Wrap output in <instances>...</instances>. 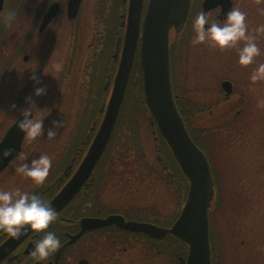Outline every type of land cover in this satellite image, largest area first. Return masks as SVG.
<instances>
[{
	"label": "rangeland",
	"instance_id": "rangeland-1",
	"mask_svg": "<svg viewBox=\"0 0 264 264\" xmlns=\"http://www.w3.org/2000/svg\"><path fill=\"white\" fill-rule=\"evenodd\" d=\"M87 1L84 2L87 3ZM236 1L234 7L238 6L248 13L249 30L258 36L257 42L261 47V55L256 58L255 63L240 66L237 63L238 55L235 48L219 49L210 42L194 45L192 43L195 35L193 20L196 14L202 10L200 4L194 14L195 16L192 18L190 27L184 28L182 33L177 36L178 38L173 40L182 42V46L178 50L179 60L176 64V80H178L182 89L189 86L190 90L194 92L193 98L195 99L199 98L197 94L202 86V82H200L202 76L211 73L210 77L213 80L231 77L234 81L241 82L240 79L246 80L248 78L257 63H264V33L254 31L259 25L264 24V0ZM209 14L212 18L215 16L214 12ZM114 15H111L110 19L116 20ZM92 33L93 31L91 32L88 29L80 32L76 70L71 72L70 65L66 62V56L70 49L67 44L70 38L66 30L62 31L59 46L47 62L48 64H46L38 80L39 85L46 88V93L39 97H33L41 110H50L44 118V133L35 140L25 138V148L18 164L23 162L22 158L30 161L39 154L47 153L53 157L52 168H57L60 171L70 163L72 158L76 159L77 165L86 151L87 145L83 146V143L89 133V128L94 122H96V128L98 127L103 116V113H99L100 103L108 101L112 87L111 85L107 91H104L103 86L108 80L107 75L98 77L95 71V76L90 77L85 68L86 65L90 67L91 64L87 60L91 56L88 44ZM3 34L2 39H5V36L9 38L6 26H4ZM188 42L189 48L186 47ZM4 44L0 42V49L6 47ZM36 44H38V41ZM107 48L108 53L105 50V58L109 56L108 54L113 53L114 43L110 45L109 49ZM25 53L20 55L14 72L10 76H6L0 85L1 90L4 89L2 95H0V120L3 121L2 124L9 125L15 117L20 116V110L26 106L24 100L14 109L8 110V103L11 104V101L16 99H13L15 92L22 85L25 72L28 70V66L22 62ZM205 58H208L207 62H205ZM56 63L62 64V70L56 71L54 69L53 65ZM96 64V67H100L98 72H101L100 70L107 66V73L113 69L112 67L110 69L111 65L105 61ZM207 65L211 66V71L205 69ZM241 68L243 69V75H241ZM21 69L23 70L19 71ZM174 78L173 82L175 83ZM61 82L62 85H60ZM137 83L138 81L135 80L131 84L128 97L143 96L142 87L139 88L140 85ZM36 86L38 85L36 84ZM32 93L33 91L29 96ZM180 97L183 98V95ZM125 99L126 94L122 106ZM131 105L132 103L129 102L125 109L129 111ZM224 112L227 113L226 118L229 115L236 114L237 109L234 108L233 99L222 103L217 115L222 116ZM248 112L246 111L243 116V122H238V125L231 129L215 127L214 119L216 117L209 118L207 115L202 116L204 118L203 122L196 121L194 125L198 128L201 141L206 147L208 145L206 149L211 156L213 178L215 185H217L216 193L220 192L217 183L219 178L222 180L223 185L221 198L224 199V202L219 204L220 197L218 196L212 209L213 212H215V209L219 210L215 220L218 224L220 222L219 227L222 226L219 235L217 234V228L215 232L211 230L213 232L211 236L214 240V247L211 246V261L214 249L215 264H264V110L254 111V117L252 116L254 123L251 121L252 117L249 116L251 113L248 114ZM45 114L35 113L36 116ZM132 115V117L122 122V126L118 127L119 133L113 138L110 146L108 145L109 149L101 159V165L116 172H119V168H142L141 170H135V172L142 171L143 173H151V175L156 170L161 173L162 169H165L164 167H174L163 145L158 141L155 126L152 120L149 119V114L147 112L138 114V109L134 107ZM56 120L62 121L63 126L56 129L57 137L49 140L47 139V131L53 127L52 122ZM196 120H199L198 117H196ZM221 121L224 120L221 119L217 124ZM82 146L83 150L76 158ZM18 164L15 165L16 168ZM123 173L126 174L122 178L125 182V185H122L123 187L117 182L115 185L106 184L103 189L100 188V198L103 199L102 204L105 207L111 209L125 205L127 208L136 210L142 208L143 211L153 210L155 213L168 214L169 216L173 214L176 204H179L180 208L182 207L184 200L181 199L183 193L181 189L184 191L185 182L183 183V181L177 179L176 181H167L166 178L160 177L161 174L158 176L159 179L155 180L153 175L149 179L144 176L135 179L133 173L127 171ZM10 176H14L16 179L19 178L20 185L17 188L21 190H27L24 189L21 183L25 178L29 179L31 190L37 185L32 182L31 178L18 173L16 169L8 175V178ZM127 178L130 179L129 182H127ZM127 184L129 186H126ZM11 186L12 188L0 187V189H15L14 185ZM26 187H28V184ZM210 219L211 217H209ZM173 247L175 254H179L178 250H184V245L177 241L173 243Z\"/></svg>",
	"mask_w": 264,
	"mask_h": 264
},
{
	"label": "flooded vegetation",
	"instance_id": "flooded-vegetation-1",
	"mask_svg": "<svg viewBox=\"0 0 264 264\" xmlns=\"http://www.w3.org/2000/svg\"><path fill=\"white\" fill-rule=\"evenodd\" d=\"M84 1L85 0H79L77 11L74 16L70 15V0L4 1V7L0 13V29L2 30V32H0V42L5 43L4 45H6V47H1L0 49V85L3 83L6 76H10L14 72L20 55L25 52V55L22 57V62L24 65L28 66V70H26L23 78V83L13 97V99H16L11 101V104L8 103V110L14 109L13 106L16 107L21 104L25 98L34 91L36 80H39L43 69L46 64H48L47 62L50 60L52 54L56 52L60 43L62 31L64 30L67 31V35L70 38L67 44L70 49L66 56V62L69 63L71 72L76 70L80 32L88 29L91 30V32L93 31L91 40L88 44L91 50L89 53L91 56L89 57L90 59L88 58L87 60V62H91V64L90 67L86 65L85 68L89 72L90 77L95 76V71L98 77L107 75L108 80L103 86L104 91H107L112 85L113 82L111 81L114 79L122 54L124 36L128 23L130 0H88L87 3ZM203 1L204 0L200 1L201 8ZM235 2L237 1L232 0V7L235 6ZM147 4L148 0H143L142 19ZM52 5H54L55 13L49 21L45 23L46 25L42 27L46 14ZM8 9H15L17 13L15 20L11 24L7 23L4 19V14ZM217 9L221 11V8L218 7L208 12L215 13L214 19H216L220 13ZM111 15H114L116 20L110 19ZM4 26L7 27L9 38L5 36V39H2L1 37L4 35ZM176 38L178 37L175 36L174 31H171L169 34V61L172 79L175 77V100L180 109L184 110L186 113H184V120L186 125L193 130L194 135L199 134L198 128L194 125L196 121L203 122L204 118H202V116L204 115H207L209 118L216 117V119H214L215 127H227V129H231L235 125H238V122H243V116L246 111H249L248 114L251 113V115H249L250 117H254V111L264 110V107L258 106V101L264 98V82L253 83L249 79L250 75H248L246 80L240 79L241 82H238L234 81L231 77L213 80V78L210 77L211 73L209 75L206 73L207 75L202 76L200 79L202 86L197 94L199 98H193L194 92L190 90L189 86H185V88L182 89L178 80H176V64H178L179 60L178 50L182 46L181 41H173ZM37 41L38 44H36ZM113 43L114 54H108L110 56L109 62V56L105 58V50L107 46L110 48V45H113ZM139 43L140 39L138 40L131 73L139 66ZM186 47L189 48V42ZM106 53H108L107 50ZM207 60L208 58H205V62H207ZM103 61L111 65L110 69L111 67L113 68L112 70L109 69V73H107L108 66L101 69V72H98L100 67H96V63L98 62V64H100ZM226 62L231 63L230 61ZM64 64L63 62V65ZM210 67L211 66L207 65L205 69L211 71ZM241 75H243L242 68ZM33 77H35V79H33ZM247 83L249 84L248 86ZM224 84L225 87L223 86ZM60 85H62V82ZM226 88L230 90V94L226 93ZM2 91H4V89L1 90L0 88V95H2ZM181 95H183V98L180 97ZM232 99L234 101V108L237 109L236 114L229 115L228 118H226V112H224L222 116L217 115L220 105ZM106 104L107 102L100 103V114L103 113L101 109L102 107H106ZM196 117H198L199 120H196ZM220 117H222L221 119L224 121L217 124L221 120H218ZM253 117L251 120L252 123L255 122ZM2 122L3 121L0 120V144L4 140L9 129L15 124V119H13L9 125H6V123L2 124ZM98 127L96 128V122H94L89 128V133L83 143V146L87 145V148L81 159L86 154ZM209 133L211 132L209 131ZM26 137L27 134H23L18 153L11 161L7 164L5 163L6 165L0 170V187L12 188L11 185H14L13 187L17 188V186L20 185L19 178L16 179L14 176L8 178V175L15 171V165L18 164L22 157ZM83 146L77 153L76 158L83 150ZM75 160V158H72L70 163L60 171L57 168H51L44 183L37 184L33 190L30 189V181L27 178L22 180V186L25 190L27 189L26 191L34 192L40 195L44 200L51 201L77 171L80 161L76 165L77 161L75 162ZM2 163L3 162H1V164ZM164 168L165 169H162L161 173L159 170L152 173V175L155 176V180H158V176L161 174L162 176L160 177L166 178L167 181H176L177 179L186 183L185 178L177 167ZM141 169L142 168H119V172H116L102 165L95 166L82 189L64 209L58 212L57 221L49 226V230L55 231L57 235L60 236L63 244L62 247L46 261L38 262L31 254L34 240L40 238L42 233L30 232L18 242L9 245L8 242H10L11 239L5 232L0 230V248L3 246L6 247L0 256V264H185L187 248L184 246L183 251L178 250L179 254H175L173 243L179 241L172 236L170 237V235H167L162 239H157L142 232L122 229L115 224L87 229L73 240L71 244H68L72 237H76V235L81 232V222L83 220H105L109 217H118L122 218L125 222L151 224L163 229H169L172 226L178 218L182 208L179 207V204H176L171 216L168 214L155 213L153 210L143 211L142 208L137 210L127 208L125 205L110 209L102 204L103 199L100 198L101 189H103L106 184L115 185L117 182L123 187L122 185H125V182L122 178L126 175L123 172L127 171L133 173L135 179L136 177L142 178V176L149 179L152 176L151 173H143L142 171L139 173L135 172V170ZM129 181L130 179L127 178V182ZM185 183L183 187L184 191L181 189L183 192L182 200H185L186 197ZM217 183L218 188L220 187V192L218 191V193H216L215 199L219 196V204H221V202H224V199L222 200L221 198V194L223 193L222 180L219 178ZM27 184L28 187L25 188ZM126 186H129V184ZM181 199H179V201H181ZM216 210L217 209H215V212L212 211L210 213V231L212 230L215 232L217 228V234L219 235L222 226L219 227L220 222L218 224L217 220H215L219 212V210ZM58 253L59 257L57 259ZM160 260L162 262H159Z\"/></svg>",
	"mask_w": 264,
	"mask_h": 264
},
{
	"label": "water",
	"instance_id": "water-1",
	"mask_svg": "<svg viewBox=\"0 0 264 264\" xmlns=\"http://www.w3.org/2000/svg\"><path fill=\"white\" fill-rule=\"evenodd\" d=\"M78 3L79 0H70L71 16L75 15ZM191 3L192 0H149L141 23L143 0H130L122 54L109 100L106 107L101 109L104 112L103 118L77 171L50 201L58 212L64 209L81 190L102 156L124 99L138 39H140L138 56L146 107L177 165L189 182L187 198L178 219L170 229L125 222L118 217H109L105 220H83L81 232L76 237H72L68 244L87 229L115 224L122 229L142 232L154 238H163L170 234L187 245L188 255L185 264H211L208 210L214 195L213 181L205 156L190 139L177 111L171 89L169 68V34L171 31H174L176 36L181 33L187 22ZM3 6L4 0H0V13ZM202 7L206 11L220 7L221 12L217 19L222 20L232 8V3L231 0H204ZM54 13V5H52L42 27ZM225 90L228 94L230 93L229 89ZM22 137L23 133L14 124L0 144V152L7 148L13 149L11 155L0 157V170L18 153ZM30 232L21 236L20 239H11L8 244L18 242ZM5 248V246L0 248V256ZM58 257L59 253L57 259Z\"/></svg>",
	"mask_w": 264,
	"mask_h": 264
},
{
	"label": "clouds",
	"instance_id": "clouds-1",
	"mask_svg": "<svg viewBox=\"0 0 264 264\" xmlns=\"http://www.w3.org/2000/svg\"><path fill=\"white\" fill-rule=\"evenodd\" d=\"M219 12L220 9H217ZM17 16L15 9H8L4 14V19L11 24ZM248 13L240 7H232L225 17L214 19L206 10L199 11L194 20L193 27L195 35L192 43L202 44L210 42L219 49L235 48L240 66H248L256 62V58L261 55L258 36L249 30L247 21ZM257 33H264V24L259 25L255 30ZM56 71L62 70V64L53 65ZM23 69L19 70L22 71ZM35 72V71H33ZM35 79V77H33ZM249 79L251 82H264V63H257L251 72ZM36 86L31 96L25 98L26 106L20 110V116L15 117V124L18 129L27 134L31 140H35L44 133V118L50 110H41L33 97H39L46 93V88ZM259 107H264V98L258 101ZM15 107V106H13ZM46 113L36 116L35 113ZM53 127L47 131V139L57 137V128L63 126L62 121H53ZM13 149L7 148L0 152V157L11 155ZM16 171L26 177L31 178L35 184L44 183L53 166V157L47 153L39 154L30 161L22 158ZM58 219V211L50 201L44 200L40 195L23 191L20 188L13 190L0 189V230L5 232L10 239H20L27 232L42 233L40 238L34 240L32 256L36 261H46L57 252L63 244L60 236L55 231L49 230V226Z\"/></svg>",
	"mask_w": 264,
	"mask_h": 264
},
{
	"label": "trees",
	"instance_id": "trees-1",
	"mask_svg": "<svg viewBox=\"0 0 264 264\" xmlns=\"http://www.w3.org/2000/svg\"><path fill=\"white\" fill-rule=\"evenodd\" d=\"M200 1H201V0H193V2H192V6H191V9H190V13H189V16H188V20H187V23H186V25H185V29H187L188 27H190V23H191V21H192V18L195 16L194 14L197 12V8H198V6L200 7ZM0 32H2L1 29H0ZM135 80L138 81L137 84H139V85H140L139 88H141V73H140V70H139L138 66H137L136 70L133 71V73H132V75H131L130 82H129V87H128L127 92H126L125 103H124L123 106L121 107V111H120V113H119L118 121H117L116 127H115V129H114V132H113V135H112V138H111L110 144L113 142V141H112L113 138L119 133L118 127L122 126V125H121L122 122L125 121V119H129L130 117L133 116L132 114H133V111H134V107H135L136 109H138V114H139V113H144V112H147V113L149 114V112H148V110H147V108H146V106H145V104H144V101L142 100V99H143V96H142V95H139V96H137L136 98H135V96H134V97H131V96L128 97L129 92H130V86H131V84H132L133 82H135ZM175 92H176V91H175ZM141 100H142V102H141ZM129 102L132 103V105H131V107H130V110L127 111L125 108H126V105H127ZM133 102H134V104H133ZM96 112H97V111H96ZM180 114H182L183 117L185 116L184 112H182V111L180 112ZM134 116H135V115H134ZM149 119L151 120V116H150V114H149ZM154 126H155V125H154ZM187 127H188V129H189V131H190L191 136L193 137V139H195V141H197V143L200 144V145L202 146V144H201V143L199 142V140H198V139H200V138L197 136V138H198V139H197V138L192 134V132H191V128H190L189 126H187ZM155 131H156V134H157V136H158V141L160 142L161 145H163V147H164V149H165V151H166L168 157H170L169 160L172 161V159H171V155H170V153H169V150H168V148H167L165 142H164L163 139L161 138V136H160V134H159V132H158L156 126H155ZM110 144H109V146H110ZM109 146L107 147V149H106V151H105L104 154L107 153V151H108V149H109ZM103 156H104V155H103ZM102 158H103V157H102ZM101 161H102V160H100L98 166L101 165ZM212 234H213V232H212ZM210 242H211V246L214 247V240H213V237H212V236H211ZM212 263L215 264V262H214V249H213V252H212Z\"/></svg>",
	"mask_w": 264,
	"mask_h": 264
}]
</instances>
